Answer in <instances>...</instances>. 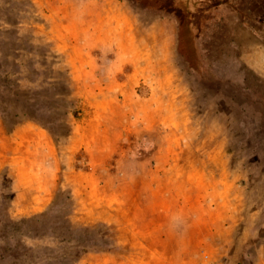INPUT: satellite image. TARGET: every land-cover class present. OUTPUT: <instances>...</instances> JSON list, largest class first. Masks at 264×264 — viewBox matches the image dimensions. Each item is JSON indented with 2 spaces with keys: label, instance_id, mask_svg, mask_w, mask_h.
I'll use <instances>...</instances> for the list:
<instances>
[{
  "label": "rangeland",
  "instance_id": "1",
  "mask_svg": "<svg viewBox=\"0 0 264 264\" xmlns=\"http://www.w3.org/2000/svg\"><path fill=\"white\" fill-rule=\"evenodd\" d=\"M164 1L0 0V264H264V0Z\"/></svg>",
  "mask_w": 264,
  "mask_h": 264
},
{
  "label": "trees",
  "instance_id": "2",
  "mask_svg": "<svg viewBox=\"0 0 264 264\" xmlns=\"http://www.w3.org/2000/svg\"><path fill=\"white\" fill-rule=\"evenodd\" d=\"M160 2H162V4L165 3L164 0H160ZM190 24L191 23H188L189 27ZM190 32H191V28H190ZM5 96H6V99L4 98L6 101L5 106H7L11 112L18 109V111H22V113L25 114L28 119H33L34 121L40 123L42 126L48 127L49 125L48 117L50 116L51 118V116L53 115L52 112L53 110H49L52 113L46 114L48 117L45 116L44 117L45 120H43L40 117V114L37 113L38 110H40L41 105L44 104L45 97H47L46 95H43L39 92L36 93L34 91H30L28 97H25L24 95L21 94L19 90L16 89L14 85H8V94H6ZM26 108H28V110L32 108L33 110L27 111ZM18 111H16L15 115L17 114ZM33 112H35V114ZM47 215L48 212H44L39 215H34L32 217L21 218L18 221H14L10 223L15 229L29 230V228L33 226H37L38 224L40 225L42 224V226H44L46 224L45 218L47 217ZM6 225H10V224H6ZM81 229L85 231L88 230L89 227H81ZM74 232H76V229L73 228L72 224L68 222V220H64L58 223V225L53 229L52 234H54V236L58 238L59 241L67 242V244H70L72 242L71 235ZM79 245L80 244H78L77 246Z\"/></svg>",
  "mask_w": 264,
  "mask_h": 264
}]
</instances>
